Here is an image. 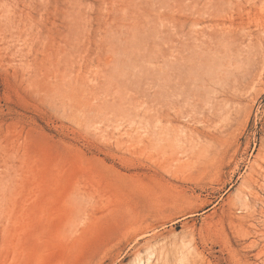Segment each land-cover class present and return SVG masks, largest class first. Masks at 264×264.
<instances>
[{
	"label": "rangeland",
	"instance_id": "obj_1",
	"mask_svg": "<svg viewBox=\"0 0 264 264\" xmlns=\"http://www.w3.org/2000/svg\"><path fill=\"white\" fill-rule=\"evenodd\" d=\"M0 264H264V0H0Z\"/></svg>",
	"mask_w": 264,
	"mask_h": 264
},
{
	"label": "bare ground",
	"instance_id": "obj_2",
	"mask_svg": "<svg viewBox=\"0 0 264 264\" xmlns=\"http://www.w3.org/2000/svg\"><path fill=\"white\" fill-rule=\"evenodd\" d=\"M218 40H219L220 42L215 46V48H216L217 46H219V47H220L221 45L223 46L224 43L228 41V40L225 39V38L222 39L221 36L218 38ZM225 46H227V45H225ZM225 48H226V47H225Z\"/></svg>",
	"mask_w": 264,
	"mask_h": 264
}]
</instances>
